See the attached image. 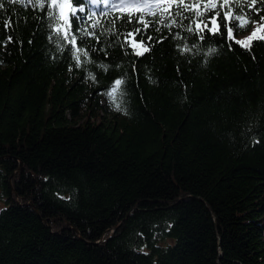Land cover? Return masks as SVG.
<instances>
[{"label": "trees", "instance_id": "trees-1", "mask_svg": "<svg viewBox=\"0 0 264 264\" xmlns=\"http://www.w3.org/2000/svg\"><path fill=\"white\" fill-rule=\"evenodd\" d=\"M2 2L0 264H264V41L196 28L264 3L163 0L137 56L121 0Z\"/></svg>", "mask_w": 264, "mask_h": 264}, {"label": "snow or ice", "instance_id": "snow-or-ice-1", "mask_svg": "<svg viewBox=\"0 0 264 264\" xmlns=\"http://www.w3.org/2000/svg\"><path fill=\"white\" fill-rule=\"evenodd\" d=\"M9 2H13V0H9ZM16 2H21L23 3V0H16ZM29 3L32 2V0H28ZM92 3H97L98 0H91ZM99 2H103L105 4H109L110 0H99ZM163 2V0H155V4H151L150 0H128L127 3H125V0H121V3L119 5V7L121 8V15L117 17V19L123 21L124 23H128V24H138L141 25L142 27H136L134 28V31L132 32H128L126 33V41L129 42L130 46L132 47H139L142 48V51H136L135 55L137 56H143L146 52L150 51V48L146 45L145 43V39L143 38L144 33H147L149 31L150 26H154L157 23H163V20H159L156 19V12L152 11V7H159L161 5V3ZM179 3L185 7H189L188 5L184 4V0H179ZM208 3L211 5V7H209L208 5H205V12L203 14L201 13H197V18L199 20H203L205 18V16H207V14L209 12H211L213 9L216 8V3L213 2V0H208ZM261 3H264V0H261ZM51 4L53 7L57 6V0H51ZM228 4V0H223V3L220 5L221 8L225 7ZM256 4V0H251V5L249 7H252ZM3 2L2 0H0V8H3ZM43 3H41V7H43ZM112 7H116L117 5L112 4ZM238 8L240 7V5H237ZM59 7L61 9L67 7L71 10V19H74L77 21V31H81L80 27H79V22L84 20V16L83 15H79V14H83L85 12V8L84 7H80V8H75L72 7L70 0H64L63 3H61L59 5ZM197 7H199L197 5ZM127 8L128 11H124V9ZM171 8V3H168L167 7L164 8V12H167L169 9ZM144 9H148L149 10V15L153 16V19L151 21L145 19L143 12ZM259 10H257L258 12ZM251 13H245L243 15L241 14H235L233 12L230 11H225L223 13H221L220 11H216L214 16H210L207 19V23H204L202 26L200 24L196 25L197 30H203V29H207V31L212 34V35H223L224 33H222L220 31L221 25L223 26L224 30L226 31L227 37L229 40H234V42L238 45H240L241 47H243L244 49L250 50L252 47V41L258 40V41H264V23H256L254 20L251 19H247L246 17L250 16ZM49 17L55 21L57 18L53 15L52 12H49ZM61 19H63L64 23L66 25H68L69 28L72 27L71 22L69 20L68 17H66L63 13V11H61ZM184 19H191V17H183ZM89 19H91V17H89ZM262 21H264V16H262L260 18ZM248 24H256V27L253 29V31L251 32V34L249 36H247L244 40H235L234 37V30L235 31H240V30H245L248 26ZM165 27H169V25L165 24ZM92 27H95V24L92 25ZM157 32L160 31V28H156L155 29ZM57 35H59L60 30L57 29ZM187 31L192 32L193 28L189 27L187 28ZM91 35H95L94 33H90ZM137 36H141V39L139 41L136 40ZM62 38H68L67 35H65V37ZM200 39H204V36L201 35L199 37ZM11 40V37H9V41ZM77 37L75 35H72L70 38V43H76ZM147 41L148 42H152L153 41V37L151 35L147 36ZM157 43H159L160 41H156ZM79 50V49H78ZM94 51V50H93ZM183 52H189L191 51V49L185 45L184 48L182 49ZM217 52V49L215 48H209L208 49V54L212 55L215 54ZM84 55H88V52H85ZM80 57L76 56V60L79 61ZM77 66L79 67V63L77 64ZM101 67H104L103 65H101ZM89 76L92 79H95V76L92 75L91 73H89ZM123 83V81L121 79H117L115 81L116 85H121ZM115 91V89H114ZM111 95V94H109ZM119 107V105H118Z\"/></svg>", "mask_w": 264, "mask_h": 264}]
</instances>
